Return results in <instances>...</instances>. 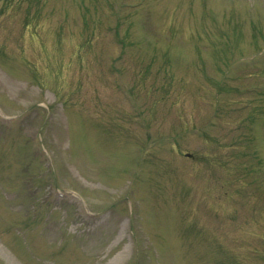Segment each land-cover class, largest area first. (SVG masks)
Wrapping results in <instances>:
<instances>
[{"label":"rangeland","instance_id":"374dc122","mask_svg":"<svg viewBox=\"0 0 264 264\" xmlns=\"http://www.w3.org/2000/svg\"><path fill=\"white\" fill-rule=\"evenodd\" d=\"M0 264H264V0H0Z\"/></svg>","mask_w":264,"mask_h":264}]
</instances>
